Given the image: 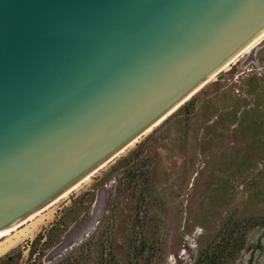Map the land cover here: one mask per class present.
<instances>
[{"label":"water","instance_id":"1","mask_svg":"<svg viewBox=\"0 0 264 264\" xmlns=\"http://www.w3.org/2000/svg\"><path fill=\"white\" fill-rule=\"evenodd\" d=\"M263 28L264 0H0V240L88 183Z\"/></svg>","mask_w":264,"mask_h":264},{"label":"rangeland","instance_id":"2","mask_svg":"<svg viewBox=\"0 0 264 264\" xmlns=\"http://www.w3.org/2000/svg\"><path fill=\"white\" fill-rule=\"evenodd\" d=\"M259 45L0 242V264H264Z\"/></svg>","mask_w":264,"mask_h":264},{"label":"bare ground","instance_id":"3","mask_svg":"<svg viewBox=\"0 0 264 264\" xmlns=\"http://www.w3.org/2000/svg\"><path fill=\"white\" fill-rule=\"evenodd\" d=\"M264 38V28L251 40L247 43V45H245L239 52H237L233 57H231L224 65H222L219 69H217L215 72H213L208 78L207 80L191 95L192 97L194 96V94H196L197 92H199L200 89H202L207 83H209L210 81L213 80V78H215L222 70H224L226 67H229V65L235 63L236 61H238V59L240 57H242L243 55H245V52L247 50H249L250 48H252L254 45V48L251 52V54H249L251 57L254 54L255 50L260 46L259 42ZM257 44V45H256ZM251 50V49H250ZM250 59V58H249ZM248 59V60H249ZM251 60V59H250ZM191 97V98H192ZM189 98L188 101L191 99ZM179 109V107H175L174 109H172L169 113H167L164 117H162L159 121H157L154 125H152L149 129H147L144 132V135L146 133H148L149 131H151L154 127L158 126L159 124H161L166 118H168L170 115H172L174 112H176ZM139 138L135 139L132 143H130L123 151L122 153L129 147H131L133 144H135L138 141ZM68 197V196H67ZM66 197V198H67ZM64 198V199H66ZM59 203V202H58ZM57 203V204H58ZM55 206V205H54ZM52 208V207H51ZM40 216V215H39ZM38 216V217H39ZM36 217V218H38ZM35 218V219H36ZM35 219H33L32 221H34ZM30 221V222H32ZM29 222V223H30ZM28 223V224H29ZM27 225V224H26ZM24 227V226H23ZM22 227V228H23ZM22 228H20L19 230H17L16 232H14L13 234H11L8 237H5L3 239L0 240V242L4 241L6 243H4L3 245H12L13 240L15 241L16 239H19L20 237L24 236L26 231H20Z\"/></svg>","mask_w":264,"mask_h":264},{"label":"trees","instance_id":"4","mask_svg":"<svg viewBox=\"0 0 264 264\" xmlns=\"http://www.w3.org/2000/svg\"><path fill=\"white\" fill-rule=\"evenodd\" d=\"M116 264H118V263H116Z\"/></svg>","mask_w":264,"mask_h":264}]
</instances>
